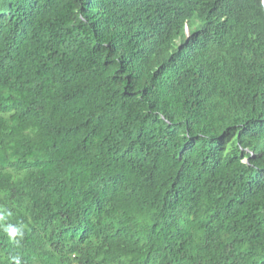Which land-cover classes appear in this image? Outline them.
I'll return each instance as SVG.
<instances>
[{"label": "trees", "instance_id": "1", "mask_svg": "<svg viewBox=\"0 0 264 264\" xmlns=\"http://www.w3.org/2000/svg\"><path fill=\"white\" fill-rule=\"evenodd\" d=\"M0 264H264L261 0H0Z\"/></svg>", "mask_w": 264, "mask_h": 264}, {"label": "clouds", "instance_id": "2", "mask_svg": "<svg viewBox=\"0 0 264 264\" xmlns=\"http://www.w3.org/2000/svg\"><path fill=\"white\" fill-rule=\"evenodd\" d=\"M262 5H264V0H261Z\"/></svg>", "mask_w": 264, "mask_h": 264}]
</instances>
